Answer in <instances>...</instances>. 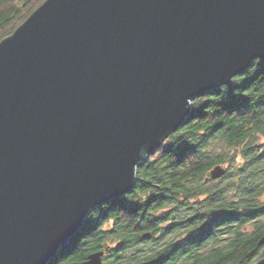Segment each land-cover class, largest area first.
I'll return each instance as SVG.
<instances>
[{
    "label": "water",
    "instance_id": "water-1",
    "mask_svg": "<svg viewBox=\"0 0 264 264\" xmlns=\"http://www.w3.org/2000/svg\"><path fill=\"white\" fill-rule=\"evenodd\" d=\"M257 58L264 0L43 1L0 40V264L58 256L197 97Z\"/></svg>",
    "mask_w": 264,
    "mask_h": 264
},
{
    "label": "trees",
    "instance_id": "trees-1",
    "mask_svg": "<svg viewBox=\"0 0 264 264\" xmlns=\"http://www.w3.org/2000/svg\"><path fill=\"white\" fill-rule=\"evenodd\" d=\"M43 1L0 0V40ZM216 165L226 172L210 179ZM263 234L264 59L257 58L231 84L197 97L138 167L132 190L91 211L48 264L104 249L103 264H264Z\"/></svg>",
    "mask_w": 264,
    "mask_h": 264
},
{
    "label": "rangeland",
    "instance_id": "rangeland-1",
    "mask_svg": "<svg viewBox=\"0 0 264 264\" xmlns=\"http://www.w3.org/2000/svg\"><path fill=\"white\" fill-rule=\"evenodd\" d=\"M224 168H226V166L225 165H222ZM103 258V257H102ZM103 263H104V260H103Z\"/></svg>",
    "mask_w": 264,
    "mask_h": 264
},
{
    "label": "bare ground",
    "instance_id": "bare-ground-1",
    "mask_svg": "<svg viewBox=\"0 0 264 264\" xmlns=\"http://www.w3.org/2000/svg\"><path fill=\"white\" fill-rule=\"evenodd\" d=\"M194 161V160H193ZM151 246V245H150Z\"/></svg>",
    "mask_w": 264,
    "mask_h": 264
}]
</instances>
